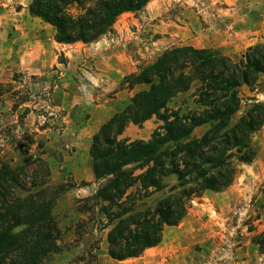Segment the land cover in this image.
Segmentation results:
<instances>
[{"label": "trees", "instance_id": "16d2710c", "mask_svg": "<svg viewBox=\"0 0 264 264\" xmlns=\"http://www.w3.org/2000/svg\"><path fill=\"white\" fill-rule=\"evenodd\" d=\"M150 1L31 0L28 9L54 28L57 42L92 43L119 16L139 13ZM125 84L146 88L92 136L95 189L73 202L83 219L63 226L58 200L77 186L54 182L44 158L0 160V264H47L67 249L66 234L81 238L83 229L88 236L106 232L111 258L139 257L183 220L195 198L225 191L239 166L256 158L264 101L253 93L264 86L263 43L238 60L217 49L173 46L127 75ZM152 117L160 124L149 139L122 137L129 123Z\"/></svg>", "mask_w": 264, "mask_h": 264}, {"label": "rangeland", "instance_id": "374dc122", "mask_svg": "<svg viewBox=\"0 0 264 264\" xmlns=\"http://www.w3.org/2000/svg\"><path fill=\"white\" fill-rule=\"evenodd\" d=\"M245 14L240 0H151L143 11L119 16L101 38L125 43L124 51L136 71L173 46L217 49L238 60L247 47L264 44V40L249 44ZM59 75L51 73L34 81L38 84L34 89L28 85L30 80L22 78L0 83V160L18 163L29 155L42 157L54 182L73 181L77 187L59 198L56 209L63 226L69 227L73 220L83 219L75 211L74 200L95 189L89 154L95 134L93 116L101 114L95 105L119 100L124 108L146 86L139 85L132 95L128 84L126 94L101 95L88 79L75 76L61 108L63 97L53 91L63 83ZM253 94L264 101V86ZM159 124L155 117L142 124L129 123L122 137L147 140ZM204 130L201 127L195 134ZM255 143L257 156L239 166L230 187L234 192L220 201L211 194L195 198L183 220L166 227L162 241L141 256L115 260L108 254L105 231L88 236L83 229L81 238L66 234L61 243L67 249L47 264H264V126ZM95 245L98 249L91 253Z\"/></svg>", "mask_w": 264, "mask_h": 264}, {"label": "crops", "instance_id": "0c3cea01", "mask_svg": "<svg viewBox=\"0 0 264 264\" xmlns=\"http://www.w3.org/2000/svg\"><path fill=\"white\" fill-rule=\"evenodd\" d=\"M241 1L246 11L243 20L248 22L245 36L251 37L249 44L263 41L264 0ZM30 2L31 0H0V83H15L16 79L22 78L30 80L28 85L34 89L38 85L34 81L59 72L64 84L56 85L53 91L57 89L63 97L61 108L66 106L75 76L88 79L91 87H98L101 95L108 92H113L116 96L126 94L129 89L124 86L127 84L120 85L124 77L136 71V66L124 51L125 43L119 44L103 38L92 43L57 42L54 28L29 13ZM61 56L65 58L64 61L59 60ZM137 87L139 85L131 88V95ZM95 106L101 114L93 116V134L123 104L120 105V101L116 100L111 104L102 102ZM230 187L222 192L205 194H211L214 201H220L234 192L230 191Z\"/></svg>", "mask_w": 264, "mask_h": 264}]
</instances>
